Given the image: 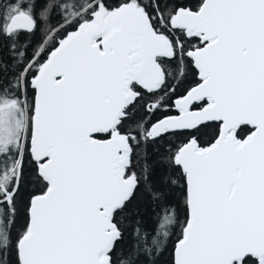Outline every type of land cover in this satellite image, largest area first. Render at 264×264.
<instances>
[{
    "label": "snow or ice",
    "instance_id": "1",
    "mask_svg": "<svg viewBox=\"0 0 264 264\" xmlns=\"http://www.w3.org/2000/svg\"><path fill=\"white\" fill-rule=\"evenodd\" d=\"M0 264H264V0H0Z\"/></svg>",
    "mask_w": 264,
    "mask_h": 264
}]
</instances>
